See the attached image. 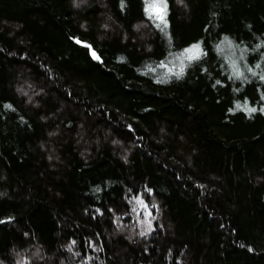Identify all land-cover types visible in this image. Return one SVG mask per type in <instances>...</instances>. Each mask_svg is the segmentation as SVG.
<instances>
[{"label": "trees", "instance_id": "trees-1", "mask_svg": "<svg viewBox=\"0 0 264 264\" xmlns=\"http://www.w3.org/2000/svg\"><path fill=\"white\" fill-rule=\"evenodd\" d=\"M164 2L0 0V264H264V0Z\"/></svg>", "mask_w": 264, "mask_h": 264}, {"label": "snow or ice", "instance_id": "snow-or-ice-1", "mask_svg": "<svg viewBox=\"0 0 264 264\" xmlns=\"http://www.w3.org/2000/svg\"><path fill=\"white\" fill-rule=\"evenodd\" d=\"M161 3L163 4V8L166 10V8H167L166 2H164V0H161ZM156 6H157L156 4H152L149 7L150 8H154ZM160 19L163 21V16H161ZM187 52L188 53H198L199 52V45H193V47L191 49H188ZM93 55H95V54L93 53ZM188 58L189 59H193V58H196V57H195V55H189ZM240 107H241L240 105H237V108H240ZM248 111L249 112H255L256 109L255 108H251V109H248Z\"/></svg>", "mask_w": 264, "mask_h": 264}, {"label": "rangeland", "instance_id": "rangeland-1", "mask_svg": "<svg viewBox=\"0 0 264 264\" xmlns=\"http://www.w3.org/2000/svg\"><path fill=\"white\" fill-rule=\"evenodd\" d=\"M155 12H157L158 13V11H155ZM138 208H141V211L143 212V214L147 217V213L145 212L146 210H145V208L143 207V205H141V203L140 204H138ZM144 211H143V210Z\"/></svg>", "mask_w": 264, "mask_h": 264}]
</instances>
